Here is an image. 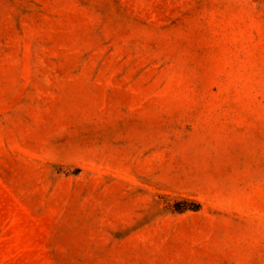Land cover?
I'll return each instance as SVG.
<instances>
[{
    "label": "rangeland",
    "instance_id": "374dc122",
    "mask_svg": "<svg viewBox=\"0 0 264 264\" xmlns=\"http://www.w3.org/2000/svg\"><path fill=\"white\" fill-rule=\"evenodd\" d=\"M0 264H264V0H0Z\"/></svg>",
    "mask_w": 264,
    "mask_h": 264
}]
</instances>
